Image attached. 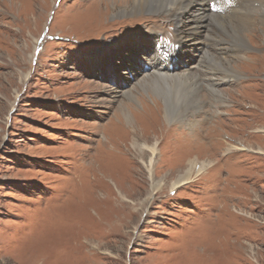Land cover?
<instances>
[{
    "label": "rangeland",
    "instance_id": "1",
    "mask_svg": "<svg viewBox=\"0 0 264 264\" xmlns=\"http://www.w3.org/2000/svg\"><path fill=\"white\" fill-rule=\"evenodd\" d=\"M206 1L185 17L206 6L189 48L168 57L194 68L174 81L179 99L201 86L204 105L163 123L138 81L169 66L156 52L180 44L186 24L173 13L115 16L129 0H0V264H264V12L254 0ZM241 22L253 24L235 59L229 25ZM192 161L210 166L172 189Z\"/></svg>",
    "mask_w": 264,
    "mask_h": 264
},
{
    "label": "bare ground",
    "instance_id": "2",
    "mask_svg": "<svg viewBox=\"0 0 264 264\" xmlns=\"http://www.w3.org/2000/svg\"><path fill=\"white\" fill-rule=\"evenodd\" d=\"M202 1L203 0H179V2L177 4V6H179V8H173L174 10H169V9H166V7L174 5L175 0H129V2L124 4L123 8H118L115 11H113V13H115L114 14L115 16L121 17V18L122 17H132L133 18V17H136V16H138L140 14H143V13H156L158 11L161 12V13L162 12H166V13H169V14L173 13L174 14L173 15L174 19L173 20H177V24L178 25H180L182 23L186 24L184 29H183V27L181 29H178V27L176 26V29H178L176 31V34L181 36V38L179 39L180 40L179 41L180 44H179L178 47H174L173 51L169 52L168 49H166L163 46H161V47H159L158 52H156L158 54L157 58L160 61L162 60L164 64H167L165 58L169 59V61H170L169 64H168L169 66H166L164 68L162 76H159L158 75L159 73H153L151 75L150 74H146L145 76H143L138 81L139 90L143 91V93H145L146 96L148 98H150L152 103H153V107H154L153 114L155 112H156L155 113L156 115L161 113L162 114V118H163L162 119L163 123L164 122L165 123L171 122L172 120L180 121V120L184 119V117H186V115L190 111L192 112L193 109H199V108L203 107V105H204L203 100L200 98L201 97L200 90H202L201 86H196L197 88H195L194 91H191V92H193V94L191 95L192 98L188 102H186L184 100V98L179 99V95H177L178 93L177 94L175 93L174 81H182V78L184 76L188 75V74L190 75L191 71L194 68H193V66H191V67L186 66L185 70H181L180 69L181 71H177L174 68H171L172 66L170 67V65H173V64H175L177 62L178 54L176 56L177 58L176 57L168 58L169 55L170 56L171 55L175 56L177 51L182 49V48H184V50L188 49L189 48L188 40L191 39V37L193 35L197 34L198 29L201 27V20H205L206 21L207 16H203L204 12H205V9H206L205 8L206 6L205 7L201 6L202 8L200 10H198L199 11L198 13H197V11H195V13L193 12L192 13L193 17L191 19H188L186 22H184L189 8L191 6L196 5V4L202 3ZM206 2H208V1H206ZM254 2L257 3L258 6H259V10H257L256 13H260L261 14L262 12H264V2L262 0H260V1L259 0H254ZM111 6L114 8V5H111ZM208 11L209 10L206 11L207 14L208 13L210 14L211 12L210 11L208 12ZM211 23H214V22H211ZM240 24H241V26H243V29H239V27L236 28V27H233V26L229 25V27H231L233 32L238 36V42L241 44V48L240 47L236 48L237 50L235 51V54L233 53L235 55V59L236 58L239 59V57H240L239 56L240 54L238 55V54H236V52L237 53H241L242 51H246L249 48L248 45H246L245 42H244V40L246 38L245 35H244V32L247 29H249V26H251L253 24V22L250 23L249 25H244V22H241ZM181 30L183 31V33L180 32ZM214 31H215V29H214ZM198 36H199V34H198ZM197 37H196V39H193V40L196 41V43H202L203 44V42H200L199 37L198 38ZM196 46L197 45L194 44V47H196ZM204 46L205 45H203V48H205ZM155 47H157V46H155ZM220 47L222 49H224L222 46H220ZM142 50L143 49H141V51ZM159 52H160V55H159ZM143 53H145L146 57H148V56L151 57V59H152V55H154V54H152L151 50H150V52L148 50L147 53L145 51H143ZM219 62L222 65V68H223L222 71H223L224 75H228V77H230V78H234L235 76L237 78L240 77V74H238L236 72V70H233V66L231 65L233 63V59L232 58L228 59V58H224V57H219ZM234 62H235V60H234ZM253 62L254 61H252V63ZM154 63L157 65V67L161 66V64L158 61H154ZM256 64H258V63L256 62ZM171 73L174 74V75L170 76ZM217 85H218V83H217ZM214 86H216V85H214ZM208 90L211 91L218 98L219 97L221 98V96H219V93H220L219 91L211 90L209 87H208ZM125 93H126V97H127V99L129 101H131L133 103L136 102V101H139V100H136V98H135L136 96L134 97L133 94H129L128 92H125ZM188 93H190V92H188ZM176 99H178L179 101H177ZM143 104H144V106L146 108H151V106L147 105L145 102ZM126 110H127V108L125 107V105L124 106L121 105L120 108L118 109V113H121L120 115H121L122 119L125 121V123L128 124V123H130L131 114H130V117H129L128 110H127V112H126ZM150 111L152 112L153 110L151 109ZM191 112H190V114H191ZM186 146H188V145H186ZM133 148H135V149L139 148L138 144L134 143L133 144ZM148 151L150 152V155L148 157V160L145 163L143 162V164H144L145 170L149 174V181L151 183V190L155 191V189H158V183L154 179L153 171H152L151 168H152V166L155 163L154 157H155L156 152H157L156 145H152V146L148 147ZM256 151H258L260 153H263L259 149L256 150ZM121 153H122V151H121ZM191 159H193V158H191ZM196 166H197V162H193L192 164H190L189 168L187 170H185L183 172V174L180 175L179 178L176 181L172 182V185H171L172 189H174V187L179 186V185L182 186V184H184L187 181H189L190 179H192V176L194 175V172H196V174H199L205 168L209 167L210 165H209V163H207V165H205L203 167H200V168H195ZM118 193H119V196H120L121 192H118Z\"/></svg>",
    "mask_w": 264,
    "mask_h": 264
}]
</instances>
